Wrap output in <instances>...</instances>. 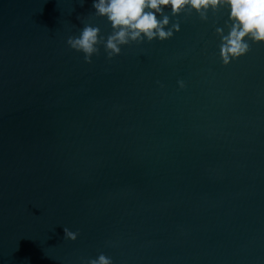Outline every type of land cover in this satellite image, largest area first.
<instances>
[{"label":"water","instance_id":"water-1","mask_svg":"<svg viewBox=\"0 0 264 264\" xmlns=\"http://www.w3.org/2000/svg\"><path fill=\"white\" fill-rule=\"evenodd\" d=\"M92 3L0 0V264H264V42L168 8L110 56Z\"/></svg>","mask_w":264,"mask_h":264},{"label":"clouds","instance_id":"clouds-1","mask_svg":"<svg viewBox=\"0 0 264 264\" xmlns=\"http://www.w3.org/2000/svg\"><path fill=\"white\" fill-rule=\"evenodd\" d=\"M225 5L230 9L232 26L226 36L222 35V29L217 31L222 35L221 56L228 63L230 57H238L247 51L245 37L264 42V0H93L92 3L96 14L106 17L114 30L106 42L110 56L119 54L120 45L127 44L129 40L171 37L172 31H165L169 24L165 9L170 8L176 15L190 7L203 14L209 8ZM158 16L162 18L158 19ZM176 30H179L178 26ZM99 31V28L85 26L78 37L69 38L68 44L83 52L86 61L90 62L91 54L97 50ZM65 232L75 238V234L67 229ZM93 264H111V261L101 256Z\"/></svg>","mask_w":264,"mask_h":264}]
</instances>
